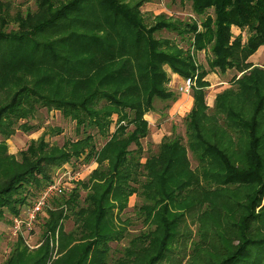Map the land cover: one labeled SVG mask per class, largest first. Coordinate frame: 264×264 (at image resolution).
<instances>
[{
    "label": "trees",
    "instance_id": "obj_1",
    "mask_svg": "<svg viewBox=\"0 0 264 264\" xmlns=\"http://www.w3.org/2000/svg\"><path fill=\"white\" fill-rule=\"evenodd\" d=\"M145 1L35 0V11L14 15L0 3V89L6 87L0 91V220L6 210L18 215L31 202L30 188L37 195L64 163L81 157L97 163L68 198L58 195L45 209L41 245L29 250L18 236L4 264H110L109 242L125 233L116 228L113 208L124 210L131 195L143 200L139 213L154 227L129 238L117 264L163 261L174 221L192 208L208 214L209 228L227 241L214 246L217 259L209 264H264V70L247 62L264 45V0H180L203 18L177 22L158 14L150 24L140 10ZM11 21L15 28L7 30ZM162 30L176 32L189 48L156 37ZM190 49L208 51V69L198 67ZM167 69L196 76L185 141L164 136L157 152L144 156V115L155 99H178L168 88ZM230 69L236 71L233 85L208 106L205 77ZM38 108L58 111L81 135L57 146L45 136L61 130H45L17 158L7 140L17 129L36 128L29 121ZM88 129L106 139L101 146ZM80 189L86 190L82 206ZM64 206L76 227L70 232L60 224Z\"/></svg>",
    "mask_w": 264,
    "mask_h": 264
},
{
    "label": "rangeland",
    "instance_id": "obj_2",
    "mask_svg": "<svg viewBox=\"0 0 264 264\" xmlns=\"http://www.w3.org/2000/svg\"><path fill=\"white\" fill-rule=\"evenodd\" d=\"M0 3L2 5L4 4V7L6 6L9 9L8 11L10 15H14L18 10L35 11L37 8L35 0H0ZM140 10L143 14L145 22L148 24L152 23L154 16L158 14H165V16L177 20V22L193 23L195 21L198 22L201 18H203V16H197L192 11L189 1L181 2L180 0H146L140 6ZM207 14L212 15V9H208ZM232 27L231 31L234 35L240 33L241 30L237 26H234L233 29ZM5 28L7 30L15 28V24L13 21H11ZM242 35L245 39L244 32ZM156 37H162L166 40H169L171 44L174 43L181 49L186 50L189 48L188 41L184 40V38H181L174 31L162 30L156 33ZM190 51L193 53L192 49H190ZM193 54L198 67L208 69V51L202 50L194 52ZM247 62L251 64V67L256 66L264 70V45L260 46L256 52L251 54V56L248 57ZM170 72L171 71L167 69L169 76L168 88L178 97H180L181 94L176 90L177 83L169 87V84L171 83L170 80L172 79L170 77ZM212 73H215L216 75L214 76ZM208 74H211V80L213 81L214 85L206 89L205 98L207 105L212 107L213 105L211 104L214 103L213 97L216 96L217 93L233 85L231 84V80L236 74V71L234 69H230L224 74L220 73L219 71L209 72ZM5 89L6 87L0 89V91L4 93ZM172 103L173 102L170 101L167 102L161 101L160 99H155L154 109L144 115L148 120L149 128L147 136L144 137V139H141V144L144 149V156L156 153L158 150V145L164 136H172L176 134L183 140L185 139V115L189 113L188 109L185 107V109L180 112L177 111L175 113H170L171 107L173 105ZM29 124H34L36 128L32 129L31 131H22L17 129L15 133L7 140L9 150L8 152L15 155L17 158H19V152L27 147L30 140H37V138H39L45 130L47 131L51 128H57L61 130L60 133H56L55 135L47 134L45 136V139L50 144L57 146H61L65 140H74L81 135L80 133H76L74 129V122L64 118L58 111H47L45 108H38L35 117L30 119ZM113 130L114 124L110 126V132ZM88 132L94 136V140L98 147L101 146L106 140L104 137L98 135L95 129H88ZM242 139L244 143L247 142L246 135H243ZM131 148H134V146L132 145ZM187 155L191 164V168H194L197 164L195 157L190 151H188ZM141 160L143 161L144 157ZM63 165L71 168L74 175L77 176H72L70 179L63 180L66 188L64 190L65 192L63 193V196L67 198L69 197L68 193H70L71 189L76 186V183L81 180L82 182L83 180L86 181L90 172L97 167V163L94 160L86 162L82 157L77 160L73 159L72 162H67ZM59 169H54L52 176L54 175V172H57L56 170ZM233 188L232 189L235 192L242 191V188ZM29 193L30 195L28 194V198H30L32 201L36 196V192H34L33 188H30ZM85 194V189L79 190L78 202L80 206L84 205L83 200ZM57 197L59 196H55L54 198ZM52 199L49 202L50 206H52ZM142 203L143 200L141 198L136 195H131L128 198L127 207L124 210L119 212L117 208H113L116 228L118 229L123 226L125 228V233L122 240H119L118 242H109L110 251L108 254V262L110 264H117V259L122 256L123 248L127 246V241L129 238L138 234L139 232H148L150 229H153L154 226L147 225L143 219V216L139 213V206L142 205ZM203 208L205 207H201L199 210L201 211ZM45 212L46 211L44 209L37 216L36 221L30 229H22L21 233L19 232L18 234H14L12 232L11 222L13 215L9 214L6 210L4 218L0 220V264H4L7 256L9 255L10 249L12 248V245L15 243L18 236L22 237L24 244L27 245L29 250H34L41 245L43 241L42 223L47 216ZM197 212L198 210L196 208H192L189 211H185L182 217L174 221V236L172 237L170 241L171 243L168 246L166 252L167 255L163 261H160L157 264H209L210 261L217 259L216 251L213 249L214 246H217L219 242L226 243L227 241L223 236H219L220 238L218 240L215 231L209 228L208 221L210 217L207 216L208 214L203 213L199 216ZM66 214L67 217H63V219L60 220V224L62 223L64 232H70L76 227L72 213L64 206V215ZM233 216L234 215H232V218H235ZM217 231L220 234H225L221 226L218 227ZM58 242L57 234H55V238L53 240L51 239L50 241V247L53 248V258L58 257ZM261 251L262 250H259V248L255 249V252L258 254V256L259 252Z\"/></svg>",
    "mask_w": 264,
    "mask_h": 264
},
{
    "label": "built area",
    "instance_id": "obj_3",
    "mask_svg": "<svg viewBox=\"0 0 264 264\" xmlns=\"http://www.w3.org/2000/svg\"><path fill=\"white\" fill-rule=\"evenodd\" d=\"M196 76L183 77L181 82L177 83L176 90L179 93L190 94L191 88L194 86ZM55 173L52 182H49L43 187L35 198L29 203L24 205L18 215L12 217V232L14 234L21 233L22 229L31 228L36 221L37 216L50 205V200L55 196L62 195L65 191L64 179L75 177L71 168L62 166ZM77 177V176H76Z\"/></svg>",
    "mask_w": 264,
    "mask_h": 264
},
{
    "label": "crops",
    "instance_id": "obj_4",
    "mask_svg": "<svg viewBox=\"0 0 264 264\" xmlns=\"http://www.w3.org/2000/svg\"><path fill=\"white\" fill-rule=\"evenodd\" d=\"M233 27H232V29H233ZM169 71H171V70H169ZM170 73H171V76L170 77L172 79L170 80L171 83L169 84V87H171L175 83L181 82V80L183 78L182 76L178 75L177 73H173L172 71ZM212 74L214 76L216 75L215 73H212ZM205 79L209 82V86L207 88H210V87H212L214 85L213 84V81L211 80L212 79L211 78V74H207V76L205 77ZM191 90H192V88H191ZM180 94H181L180 97H178V99L172 103L173 105L171 107V112L170 113H175L177 111L180 112V111L184 110L185 107L188 109V111L191 109L192 104H193V99H194L191 96V91H190V94L189 93L188 94H186V93H180ZM214 97H213V100H214ZM211 105H213V103Z\"/></svg>",
    "mask_w": 264,
    "mask_h": 264
}]
</instances>
